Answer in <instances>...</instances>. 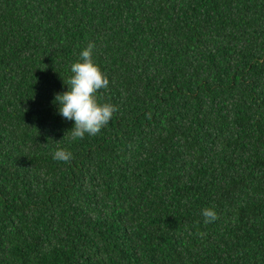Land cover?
<instances>
[{
    "label": "trees",
    "instance_id": "16d2710c",
    "mask_svg": "<svg viewBox=\"0 0 264 264\" xmlns=\"http://www.w3.org/2000/svg\"><path fill=\"white\" fill-rule=\"evenodd\" d=\"M89 44L117 111L72 140ZM0 264H264V0H0Z\"/></svg>",
    "mask_w": 264,
    "mask_h": 264
},
{
    "label": "clouds",
    "instance_id": "9594fccd",
    "mask_svg": "<svg viewBox=\"0 0 264 264\" xmlns=\"http://www.w3.org/2000/svg\"><path fill=\"white\" fill-rule=\"evenodd\" d=\"M93 48L94 46L89 44L81 51L80 60L71 65L72 76L67 82V91L55 96L58 114L73 122V127L68 131L72 140L99 134L117 111L114 105L98 102L96 94L99 90L108 88L109 79L94 62ZM72 157V152L63 148H57L52 154L53 160L64 163H69ZM201 214L206 224L218 219L216 211L212 208L202 209Z\"/></svg>",
    "mask_w": 264,
    "mask_h": 264
}]
</instances>
